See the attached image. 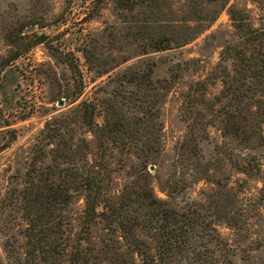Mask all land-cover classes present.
<instances>
[{"label":"rangeland","instance_id":"374dc122","mask_svg":"<svg viewBox=\"0 0 264 264\" xmlns=\"http://www.w3.org/2000/svg\"><path fill=\"white\" fill-rule=\"evenodd\" d=\"M131 1L128 9L118 0H0V62L11 47L7 37L21 36L25 50L0 73V264H6L5 247L24 254L29 174L57 178L54 172L72 157L63 152L82 138L89 159L102 158L108 167L107 195L114 200L143 164L159 198L169 199L164 189L170 180L183 186L170 198L177 206L195 199L210 207L218 189L213 181L227 184L222 203H211L216 227L235 250L234 264H264V165L255 175L236 167L251 157L264 159V146L245 148L216 125L227 99L222 80L235 73L233 44L239 38L227 7L208 0ZM229 4L260 25L264 13L254 0ZM37 40L43 41L26 50ZM72 58L80 74L71 72ZM83 101L116 141L99 146L82 118ZM184 140L200 148L189 169L178 159ZM193 164L200 168L196 173ZM83 193L75 192L65 209L72 245L61 264H71L79 240L78 264L138 262L117 223L107 228L100 216L86 212Z\"/></svg>","mask_w":264,"mask_h":264},{"label":"trees","instance_id":"16d2710c","mask_svg":"<svg viewBox=\"0 0 264 264\" xmlns=\"http://www.w3.org/2000/svg\"><path fill=\"white\" fill-rule=\"evenodd\" d=\"M208 1H221V5L227 7L239 34L233 44L235 73L232 80H222L223 97L227 99L217 110L216 125L223 136L232 134L237 143L245 148L264 146L261 132L264 122V14L260 18V25L253 26L247 13L229 4V0ZM254 1L264 13V0ZM132 2L118 0L116 3L119 7L131 9ZM22 33L23 30L14 29V34ZM19 39L6 38L11 47L0 62V73L3 67L24 54L25 50L18 44ZM42 41L29 44L26 50ZM48 47L53 49L51 44ZM67 64L73 74H80L76 58L67 60ZM230 77L227 75V78ZM80 106L84 107L82 118L95 133L101 148L110 139L117 140L116 137L111 138L106 123L98 125L94 121L93 106L88 109L91 104L83 101ZM197 149L200 148L196 142L184 140L181 143L178 159L183 169H189L191 157ZM89 152L88 141L82 138L81 145L74 143L69 151L63 152L62 157L67 158L70 154L72 157L71 160H63L64 164L54 172L57 178H34L29 174L23 201V210L28 214V223L23 232L26 238L24 254L20 255L17 250L4 246L6 264H61V257L72 245V231L65 209L73 194L81 190L84 192L86 212L93 217L100 216L107 228H114V223H117L125 245L139 259L137 262L132 257L109 264H234L235 250L220 235L214 205H211L222 203L221 197L228 191L227 184L213 181L218 189L209 202L210 207L195 199L177 206L170 198L182 192L183 186L180 190L176 180H170L164 189L169 199L159 198L153 191L151 174L143 164L135 178L121 188L119 198L114 200L107 195L110 178L108 167L102 158L92 162L88 157ZM263 165L264 159L259 161L251 157L236 167L246 175H255L261 173ZM192 166L194 172L199 171L198 166ZM139 231L145 237H141ZM81 241L72 246L75 248L70 252L71 264H78L75 255L80 250ZM180 252H183V256H179Z\"/></svg>","mask_w":264,"mask_h":264}]
</instances>
